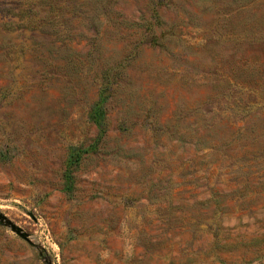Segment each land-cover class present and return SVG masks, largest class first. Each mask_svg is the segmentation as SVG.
Here are the masks:
<instances>
[{
	"label": "rangeland",
	"instance_id": "rangeland-1",
	"mask_svg": "<svg viewBox=\"0 0 264 264\" xmlns=\"http://www.w3.org/2000/svg\"><path fill=\"white\" fill-rule=\"evenodd\" d=\"M0 264H264V0H0Z\"/></svg>",
	"mask_w": 264,
	"mask_h": 264
},
{
	"label": "water",
	"instance_id": "water-1",
	"mask_svg": "<svg viewBox=\"0 0 264 264\" xmlns=\"http://www.w3.org/2000/svg\"><path fill=\"white\" fill-rule=\"evenodd\" d=\"M0 221H3L5 223V225L9 226V228L16 233L18 236H20L21 238L29 241L28 239V235L27 233H25L20 227L16 226L14 223H12L11 221L5 219V217L3 215L0 214Z\"/></svg>",
	"mask_w": 264,
	"mask_h": 264
}]
</instances>
